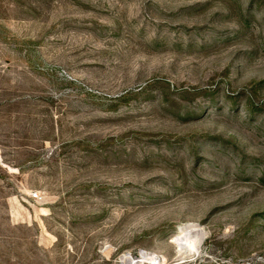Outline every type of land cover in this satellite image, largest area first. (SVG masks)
<instances>
[{"label": "rangeland", "instance_id": "rangeland-1", "mask_svg": "<svg viewBox=\"0 0 264 264\" xmlns=\"http://www.w3.org/2000/svg\"><path fill=\"white\" fill-rule=\"evenodd\" d=\"M135 261L264 264V0H0V264Z\"/></svg>", "mask_w": 264, "mask_h": 264}, {"label": "trees", "instance_id": "trees-1", "mask_svg": "<svg viewBox=\"0 0 264 264\" xmlns=\"http://www.w3.org/2000/svg\"><path fill=\"white\" fill-rule=\"evenodd\" d=\"M228 98V97H227ZM231 99V98H229ZM235 98H232L230 100V105L231 107L233 108L234 105L236 104V102L234 101ZM244 107V110L246 111V113L250 116V117H254V116H257L259 113H261V110L260 108H258V106H255L250 100H246L245 102V105L243 106ZM190 153L195 156L196 155V150L197 148L195 147V144L194 143H191L190 145Z\"/></svg>", "mask_w": 264, "mask_h": 264}, {"label": "bare ground", "instance_id": "bare-ground-1", "mask_svg": "<svg viewBox=\"0 0 264 264\" xmlns=\"http://www.w3.org/2000/svg\"><path fill=\"white\" fill-rule=\"evenodd\" d=\"M192 234L193 233H191L189 236H188V241L187 242H189V245L191 246V248L193 249L195 246H196V244H197V239L195 238V236H192ZM196 242V244L194 245V243ZM185 245V244H184ZM183 246V245H182ZM186 247V246H185ZM185 247H183V249H185ZM147 257V256H146ZM143 261V260H142ZM134 262V261H133ZM133 262H129V264H132ZM144 262V261H143ZM139 264L141 263V262H138ZM136 261H135V263L134 264H138ZM146 263V262H145Z\"/></svg>", "mask_w": 264, "mask_h": 264}, {"label": "built area", "instance_id": "built-area-1", "mask_svg": "<svg viewBox=\"0 0 264 264\" xmlns=\"http://www.w3.org/2000/svg\"><path fill=\"white\" fill-rule=\"evenodd\" d=\"M37 194H34V197L36 196Z\"/></svg>", "mask_w": 264, "mask_h": 264}]
</instances>
